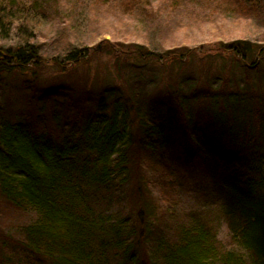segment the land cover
Returning <instances> with one entry per match:
<instances>
[{
  "label": "trees",
  "instance_id": "16d2710c",
  "mask_svg": "<svg viewBox=\"0 0 264 264\" xmlns=\"http://www.w3.org/2000/svg\"><path fill=\"white\" fill-rule=\"evenodd\" d=\"M29 1L19 0L21 5L14 7L0 0V33L8 36L14 30L19 39L0 45V194L34 217L20 226L24 239L13 247V259L1 252L10 243L0 237V264H18L15 248L27 256V264H109L112 249L118 264H141L138 249L148 264H264V42L235 39L219 45L215 54L195 47L157 52L142 45H106L121 64L119 86L102 88L97 96L89 93L84 108L76 103L74 126L64 125L61 118L62 125L58 117L67 116L71 107L55 109L56 130L66 127L58 139L43 126L40 110L32 117L27 108L4 102L20 95L23 103L30 101L44 111L46 100L61 92L60 87L44 89L39 82V46L30 38L32 29L19 23L39 13V2ZM211 1L212 14L239 17H250L251 9L259 12L264 2ZM75 49L64 48L66 66L84 62L89 54L87 47ZM190 66L201 73L199 78L186 71ZM157 72L160 83L147 85L157 90L160 84L157 93L145 94L147 81L142 78ZM202 124L215 142L212 147L193 139L204 137ZM193 151L201 162L205 151L222 153L224 163L220 171L210 167V175H204L210 190L200 187L209 194L197 197L200 209L194 216L187 214L179 222L171 212L172 225L156 228L149 221L155 206L143 203L140 193L141 206L135 205L127 190L139 184L137 190L143 193L147 187L140 184L147 180L164 188L163 179L178 165L200 169ZM144 157L150 170L139 167L145 175L136 169L138 163L145 164ZM158 168L163 172L157 174ZM162 197L170 205L166 191ZM97 200L106 206L95 208ZM217 204L220 214L208 216L209 207ZM221 225L229 234L228 247L217 235Z\"/></svg>",
  "mask_w": 264,
  "mask_h": 264
},
{
  "label": "rangeland",
  "instance_id": "374dc122",
  "mask_svg": "<svg viewBox=\"0 0 264 264\" xmlns=\"http://www.w3.org/2000/svg\"><path fill=\"white\" fill-rule=\"evenodd\" d=\"M29 2L31 4L39 2L41 5L38 10L39 13L34 12L33 17L19 20V23H22L25 28L32 29L30 38L33 43L39 46L40 59L36 67L37 73L40 75L39 82L42 83L41 86L44 89L51 90L53 87H60L61 92L59 91L56 95L53 94L55 96L46 100V107H44L46 110L44 111L41 110L39 105H35L30 101L23 103L20 95H12L8 99L6 98L4 102L8 106H11L10 103L12 102L14 108L22 107V111L27 108L25 112H32V117L37 116L40 110L41 115L43 113L44 117L42 120L45 121L43 126L48 128L51 133L53 131L58 139L63 135L61 131L65 130L66 127L56 130L57 123L52 120V113L55 109L59 112L60 109L65 110L71 107V112H68L71 115L67 114L66 116L65 113H61L58 117L62 125L64 123V125L74 126L78 121L76 119L78 114L76 113L82 105H84L83 108L87 106L85 105V97L89 93L97 96L104 92L102 88H116L119 86L116 74L119 71L121 72L122 69H118L121 64L116 62L114 51L108 52L107 49L105 50L106 45L112 46L114 49L125 45H142L157 52L173 48L195 47L201 53L215 54L219 45L235 39L264 42V2H261L263 9L258 10L259 12L255 13L256 9H251L250 14H248L250 17H239L235 14H212L213 10L210 7L214 2L211 0H43L41 2L40 0H30ZM5 3L14 7L21 5L19 0H6ZM4 35V33H0L1 46L17 44L19 39L14 30L8 36ZM83 47L89 48V54L86 55L85 61L75 66L68 63V66H66L67 63L64 62L63 57L66 52L64 48L73 51L75 48ZM63 66L64 70H61ZM186 71L197 78L201 74L195 66L188 67ZM152 78L154 80H151ZM142 79L145 81L144 83L147 81L145 94L155 95L160 84L157 85V90L152 88L153 85L150 86L152 89L148 90L147 85L152 81L157 84L160 83L158 72L155 76L148 75V77L145 76ZM18 81L17 78L15 82ZM132 83L135 84L134 80ZM133 86L131 85V87ZM15 87L18 88V86ZM4 91L3 94L6 95V90ZM260 91L262 92L261 96H263L264 88ZM76 103L79 107L75 106ZM92 104L89 106L91 107ZM194 106H192V109ZM36 118L28 120L33 122ZM61 118H63V123ZM201 128L200 136L204 134L205 138L197 140L194 135L193 139L202 146L205 143V147L207 145L212 147L215 142L210 141L212 138L210 132L205 129L203 124ZM66 134L68 135V132ZM47 138L54 140V136L51 137L49 133ZM188 145L187 141H183V146L188 147ZM146 150L148 151V149ZM138 151L144 153V155L146 154L143 149ZM211 151L213 149H210V153H212ZM193 152L194 157L192 158L197 162L200 169L191 171L186 166L178 165L173 174L166 175L163 179L165 182L164 188L159 187L155 182L151 183L150 180L140 184L147 187L143 193L137 190L139 184H137V189L133 183L130 186L132 189L127 188L129 189L127 192L131 190L134 195L130 196L127 193L129 199L136 200L135 205H140L141 201L137 198L138 193H140L143 203L155 206V211L149 216V221L152 224L156 223V228L161 227V229H164L163 227L172 225L169 218L171 212L173 213L172 216L177 218L179 222L185 221L187 214L194 216V211L200 209L197 197L209 194L206 190L202 191L200 189V187L209 189V187L206 188L208 185L204 175L205 177L210 175L207 174V172H210V167L220 171L219 167L224 163L225 156L222 153L206 154L205 151L204 162H201L197 160L199 159L198 154L195 151ZM164 154L167 155V150L163 151ZM146 160L147 158L144 157L142 161L145 164L138 163L137 173L143 171L139 167L141 164L143 168L145 166L149 169ZM180 165L182 164L180 163ZM162 169L158 168L157 174L163 172ZM194 178L195 181H193ZM160 189L163 190L160 192ZM165 191L166 194L171 196L170 205L163 200L162 192ZM90 195H93V192L90 191ZM97 201L95 205L92 204L95 208L105 207L107 204L104 200ZM219 207L218 204L209 207L211 209L208 208L207 215L217 218L220 214ZM33 218L32 211L13 206L6 202V199L0 194V237H6L8 243H10L9 247L2 248V251L0 249L3 254H9L13 259V256L10 255L13 253V247L20 246L18 243L24 239V235L20 233V226L29 223ZM170 233L172 234V232ZM217 235L222 243L226 245L225 242H227L229 234H227L224 225L220 226ZM14 252V260L18 264L28 263L24 260L27 256L19 253V249L15 248ZM108 254L110 255L109 264L120 263L118 256L113 257V249L109 250ZM135 254L138 258L140 257L141 264H148L145 261L147 258L144 257V252L141 253L138 249ZM44 261L46 262L45 259ZM30 264L35 263L31 262Z\"/></svg>",
  "mask_w": 264,
  "mask_h": 264
}]
</instances>
